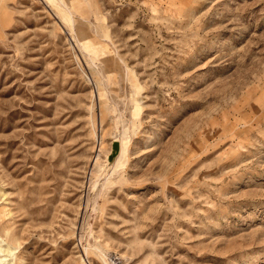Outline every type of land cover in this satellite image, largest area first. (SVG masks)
Segmentation results:
<instances>
[{"label": "rangeland", "instance_id": "obj_1", "mask_svg": "<svg viewBox=\"0 0 264 264\" xmlns=\"http://www.w3.org/2000/svg\"><path fill=\"white\" fill-rule=\"evenodd\" d=\"M0 264H264V0H0Z\"/></svg>", "mask_w": 264, "mask_h": 264}]
</instances>
